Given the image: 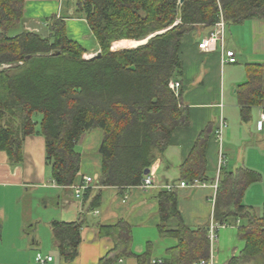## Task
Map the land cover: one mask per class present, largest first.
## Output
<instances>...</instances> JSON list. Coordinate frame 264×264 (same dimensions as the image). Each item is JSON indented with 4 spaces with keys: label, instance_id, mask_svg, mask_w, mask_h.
<instances>
[{
    "label": "trees",
    "instance_id": "1",
    "mask_svg": "<svg viewBox=\"0 0 264 264\" xmlns=\"http://www.w3.org/2000/svg\"><path fill=\"white\" fill-rule=\"evenodd\" d=\"M25 0H0V152L13 164L22 162L25 138L40 135L45 144V165L55 185L71 187L80 169L77 143L91 130L102 132L101 170L82 195L88 210L99 206L101 189L130 188L141 184L144 172L169 145L173 131L188 122V111L169 89L181 75L179 48L183 37L196 28L212 27L221 12L226 24L264 19V0H77L76 12L93 34L100 56L83 59L84 49L66 34L64 19H47L49 38L36 33L8 32L23 21ZM181 17L177 21V12ZM143 46L116 49L122 40L143 41ZM116 42V43H115ZM237 102L243 119L251 107L264 105V65L249 67ZM40 115L39 121L33 116ZM205 137H199L181 166V179L203 176ZM260 175L246 168L225 173L219 181L214 220L242 222L237 237L245 246L227 264H264V205L260 212L241 203L247 188ZM94 189L96 194L93 195ZM161 237L172 236L178 245L168 251V264H196L209 255L207 227L182 225L175 189L158 193ZM176 219L170 231L165 224ZM84 221H53L50 229L64 263L77 256ZM113 248L98 264H118L133 257L131 230L124 223L100 227ZM149 262L145 252L136 257Z\"/></svg>",
    "mask_w": 264,
    "mask_h": 264
},
{
    "label": "crops",
    "instance_id": "2",
    "mask_svg": "<svg viewBox=\"0 0 264 264\" xmlns=\"http://www.w3.org/2000/svg\"><path fill=\"white\" fill-rule=\"evenodd\" d=\"M63 9L77 10V0H25L21 32L35 33L40 28L50 36L47 19L56 16L64 19L67 37L84 49L83 59L88 60L98 54V44L92 40L94 36L84 17L69 11L63 17L59 13ZM221 17L224 21L220 12L217 22ZM215 24L209 28H196L183 37L178 55L181 75L171 80L178 83L179 88L176 93L171 91L179 97V107L188 111V122L173 131L167 149L148 169L153 176V187L101 189L99 206L88 210L89 201H82L85 190L77 196L76 188L86 178L95 181L100 173L99 148L103 135L99 129L89 131L77 143L80 169L69 188L55 185L49 172L47 174L42 136L25 138L23 159L18 164L11 163L7 155L0 152V264H36L37 255L51 257L49 264H66L59 255L50 224L53 221L73 223L79 219L84 223L77 256L71 264H98L113 248L112 239L99 234L100 227L113 226L121 221L130 227L133 257L118 264H139L136 257L145 252L149 254L147 264H168V251L178 245V240L172 236L161 237L159 233L158 193L174 187L179 220L185 227L194 230L219 224L214 220L218 188L214 191L211 185L218 173L221 179L225 173L239 168L260 175V181L251 184L241 200L243 205L260 212L264 193L256 202L253 201L256 196L253 193L264 186V123L259 126L262 106L249 108L246 119H243L236 92L246 83L249 67L264 65V19L228 25L224 21L223 48L234 52L236 62L233 64L225 61L219 44L206 51L198 49L199 43L209 36ZM221 121L226 126L219 143L214 132ZM199 137L206 138L205 168L203 176L194 180L203 181L207 186L181 188V182L189 183L181 179V166ZM221 153L225 165L219 170ZM241 224L230 219L219 231L214 253L216 264H227L243 250L245 244L237 237V228ZM165 226L173 231L178 221L170 219ZM40 228L45 231V236L39 235Z\"/></svg>",
    "mask_w": 264,
    "mask_h": 264
},
{
    "label": "built area",
    "instance_id": "3",
    "mask_svg": "<svg viewBox=\"0 0 264 264\" xmlns=\"http://www.w3.org/2000/svg\"><path fill=\"white\" fill-rule=\"evenodd\" d=\"M223 27H224V21L221 17L219 19V22H217L215 24V27H214L213 31L210 32L209 36L206 39H204L201 43H199L198 49L206 51V50H209L210 48H215V46L217 44H219L220 50L224 55L225 61L233 64L236 62L234 52L227 51V50L225 51L223 48ZM168 87L170 90H172L173 92L176 93L178 91L179 84L171 81V82H169ZM259 118H260L259 126H261L264 123V105L262 106V110L260 112ZM225 126H226V123L224 121H221L218 124V127L214 132L215 138H216L217 142H219V143L221 142L222 130ZM224 165H225V158L221 153V154H219V161H218L219 170ZM219 180H220V177H219V173H218V176H217L215 182L211 185V187L214 191H216L218 188ZM92 183H93V180L91 178H86L84 180V183L81 186L76 188L77 196L81 193V191L87 189L89 185H92ZM206 186H207V184L203 181H200V180H193L190 183L181 182L179 184V187H181V188H183V187L194 188V187H206ZM139 187L143 188V189H149V188L153 187V176H151L150 174L145 175L143 177ZM167 189L171 190V189H174V187H168ZM225 226H226L225 224H222V225L210 224L209 226H207V241H208V246H209V255H208L207 259L201 260L196 264H216L215 260H214L215 244H216L217 239H218L219 231L221 229H223ZM51 261H52L51 257H43L41 255H37L35 258L36 264H49V263H51ZM157 264H161V263L158 262Z\"/></svg>",
    "mask_w": 264,
    "mask_h": 264
},
{
    "label": "rangeland",
    "instance_id": "4",
    "mask_svg": "<svg viewBox=\"0 0 264 264\" xmlns=\"http://www.w3.org/2000/svg\"><path fill=\"white\" fill-rule=\"evenodd\" d=\"M64 6H65V4H64ZM67 11H69L71 14H76V15H78L79 17H80V15L76 12V10H59V13H62L61 15H63V17H66L67 16ZM50 17H52V16H49L48 17V19L50 18ZM46 21V20H45ZM36 27V26H35ZM21 28H22V25L21 24H19V25H17L15 28H13L12 30H10L9 32H8V36H15L16 34H18V33H20L21 32ZM231 28V27H230ZM86 30H88V28H86ZM35 32V31H34ZM36 34H38L39 36H41L42 38H49L50 36H47L46 35V32H43V30H41L40 28H39V32H35ZM226 38H227V35H226ZM73 40V39H72ZM94 42L96 41L95 40V38L94 39H92ZM122 41H124V40H122ZM131 41V40H130ZM140 42V41H139ZM112 47H113V44H112ZM111 47V48H112ZM132 46H127V47H118L117 49L119 50V49H122V48H131ZM112 50L113 51H118V50H116V49H113L112 48ZM6 67H9V66H2V67H0V70H2V69H5ZM39 119H40V115L39 114H35L34 116H33V120L34 121H39ZM46 171H47V174H48V172H49V174H50V169L47 167V169H46ZM260 188H261V190H259V192H254L253 193V195H256V196H254L255 197V199L253 200L254 202H256V201H258V199H259V195L260 194H263L264 193V186H260ZM252 195V196H253ZM40 232H39V235H41V236H45V231L42 229V228H40V230H39ZM32 235H33V233H32ZM48 242V241H47ZM215 246H216V244H215ZM216 248V247H215Z\"/></svg>",
    "mask_w": 264,
    "mask_h": 264
},
{
    "label": "water",
    "instance_id": "5",
    "mask_svg": "<svg viewBox=\"0 0 264 264\" xmlns=\"http://www.w3.org/2000/svg\"><path fill=\"white\" fill-rule=\"evenodd\" d=\"M184 1H185V0H179V4H183ZM180 17H181V14H180V11H178V12H177V17H176L177 21L180 20ZM162 33H164V32L157 33V34H155V35H153V36L148 37L147 39H145V40H143V41H140V42H139L136 46H134L133 48H137V47H140V46L145 45V44L150 40V38H152V37H154V36H156V35L162 34ZM123 49H130V48H122V50H123ZM99 56H100V52H98V54H96L95 56L91 57L90 59L95 58V57H99ZM147 174H149V170H146V171L144 172V175H147Z\"/></svg>",
    "mask_w": 264,
    "mask_h": 264
},
{
    "label": "bare ground",
    "instance_id": "6",
    "mask_svg": "<svg viewBox=\"0 0 264 264\" xmlns=\"http://www.w3.org/2000/svg\"><path fill=\"white\" fill-rule=\"evenodd\" d=\"M138 43H139V41L124 40V41L117 42L115 45H116V48H118V47H127V46H132L131 48H133Z\"/></svg>",
    "mask_w": 264,
    "mask_h": 264
}]
</instances>
